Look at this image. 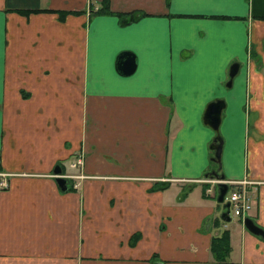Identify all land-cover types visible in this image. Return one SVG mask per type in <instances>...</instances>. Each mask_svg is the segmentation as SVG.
I'll return each instance as SVG.
<instances>
[{
  "label": "crops",
  "instance_id": "1",
  "mask_svg": "<svg viewBox=\"0 0 264 264\" xmlns=\"http://www.w3.org/2000/svg\"><path fill=\"white\" fill-rule=\"evenodd\" d=\"M89 3L0 0V264H264V0H107L144 12L124 24ZM216 136L262 234L205 191Z\"/></svg>",
  "mask_w": 264,
  "mask_h": 264
},
{
  "label": "water",
  "instance_id": "2",
  "mask_svg": "<svg viewBox=\"0 0 264 264\" xmlns=\"http://www.w3.org/2000/svg\"><path fill=\"white\" fill-rule=\"evenodd\" d=\"M134 66H135L134 55L131 51L122 50L116 54L115 61H114V68L117 73L121 75H127L133 71ZM236 69H237V63L233 62L228 68L229 79L226 82L227 84L230 82V77L236 72ZM221 106H222L221 99H215V100L209 101L205 105L204 111L202 113V119L212 128H216L218 126L219 112H220ZM216 139L217 141L210 144V147L213 149V158L218 160L221 141L218 136H216ZM53 169L55 173L59 172L58 166H56ZM55 180L60 188L65 187L64 177L58 175L55 177ZM225 189H226L225 184L217 183V193H216L217 201H221L223 199V194L225 192ZM224 205H227V203L225 202ZM243 225L250 232H253L255 234L263 233V230L258 225H256L249 217L243 218Z\"/></svg>",
  "mask_w": 264,
  "mask_h": 264
},
{
  "label": "trees",
  "instance_id": "3",
  "mask_svg": "<svg viewBox=\"0 0 264 264\" xmlns=\"http://www.w3.org/2000/svg\"><path fill=\"white\" fill-rule=\"evenodd\" d=\"M90 6V7H89ZM89 7V13H98V12H106V13H111L117 15L120 24L127 23L133 19H136L137 17L141 16L144 14L143 11L141 10H131L127 12H119V11H111L108 8V3L107 0H102V3L100 6H95V9L92 8L91 3L88 4ZM37 11L39 8L36 9ZM42 10V9H40ZM24 11L23 13H27V10H22ZM58 17L62 18V16L65 14V11L59 10L58 12ZM210 164H211V170L207 171L205 175L208 176H214V177H222L220 173L218 172V160L213 158L212 156L210 157ZM166 184L164 182H156L152 187L156 188H162ZM187 187L185 186L184 189L182 190L184 193L185 189ZM134 240V237L131 238L130 242ZM229 241H228V232L227 230L221 231L218 235H214L210 238L209 241V250L211 253V256L214 260L217 261H223L226 259V256L229 252Z\"/></svg>",
  "mask_w": 264,
  "mask_h": 264
},
{
  "label": "built area",
  "instance_id": "4",
  "mask_svg": "<svg viewBox=\"0 0 264 264\" xmlns=\"http://www.w3.org/2000/svg\"><path fill=\"white\" fill-rule=\"evenodd\" d=\"M81 162V159L79 156H77L72 162L69 163V166H79ZM64 176H77L78 174H63ZM205 181L213 182V181H220L218 179H203ZM224 182H230L232 186L229 188L228 196H227V202H228V209L229 212L232 215H235L242 219L249 211L251 207V197L249 190L247 188V184L249 183V180L247 179H238V180H221ZM3 182V181H2ZM4 183V182H3ZM208 192L212 191V188L208 187L206 189Z\"/></svg>",
  "mask_w": 264,
  "mask_h": 264
},
{
  "label": "rangeland",
  "instance_id": "5",
  "mask_svg": "<svg viewBox=\"0 0 264 264\" xmlns=\"http://www.w3.org/2000/svg\"><path fill=\"white\" fill-rule=\"evenodd\" d=\"M66 166H67V162H65V169H66ZM68 170H70V168H67ZM227 196H228V189L227 190H225V192H224V194H223V197H226L227 198ZM213 201L215 200V199H213V198H211ZM225 199V198H224ZM216 203L218 204V206L220 207V208H222L223 209V211H224V207H223V203L222 202H217L216 201ZM230 217H231V221H230V223L228 224V227H229V225L231 224V222H233V221H235L236 220V217L234 216V215H229ZM220 222H222V221H220Z\"/></svg>",
  "mask_w": 264,
  "mask_h": 264
}]
</instances>
